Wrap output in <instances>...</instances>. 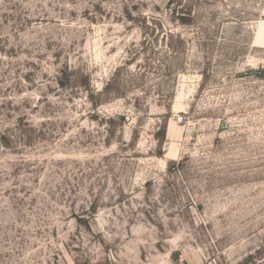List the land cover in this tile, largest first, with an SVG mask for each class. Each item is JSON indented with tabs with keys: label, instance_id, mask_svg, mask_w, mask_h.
I'll list each match as a JSON object with an SVG mask.
<instances>
[{
	"label": "rangeland",
	"instance_id": "1",
	"mask_svg": "<svg viewBox=\"0 0 264 264\" xmlns=\"http://www.w3.org/2000/svg\"><path fill=\"white\" fill-rule=\"evenodd\" d=\"M0 264H264V0H0Z\"/></svg>",
	"mask_w": 264,
	"mask_h": 264
}]
</instances>
